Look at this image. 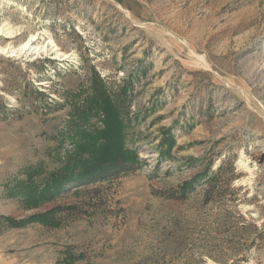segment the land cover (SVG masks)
<instances>
[{
	"label": "rangeland",
	"instance_id": "374dc122",
	"mask_svg": "<svg viewBox=\"0 0 264 264\" xmlns=\"http://www.w3.org/2000/svg\"><path fill=\"white\" fill-rule=\"evenodd\" d=\"M0 33V264H264V0H0ZM31 34L65 55L23 48ZM93 71L139 166L12 194L70 149Z\"/></svg>",
	"mask_w": 264,
	"mask_h": 264
},
{
	"label": "trees",
	"instance_id": "16d2710c",
	"mask_svg": "<svg viewBox=\"0 0 264 264\" xmlns=\"http://www.w3.org/2000/svg\"><path fill=\"white\" fill-rule=\"evenodd\" d=\"M89 83V90L84 92L82 98H75L78 97L76 94L72 95V99L78 100L72 101L71 111L65 123L70 149L63 152L56 150L53 168L38 181L33 178L37 168H30L26 173V179L10 188L12 194L20 195L27 202H38L92 181L129 172L139 166L141 158L136 150L126 143L128 124L121 110L120 99L106 88L95 71L90 75ZM1 89L7 90L5 87ZM36 93L44 95L43 91ZM121 94L125 95V91L123 90ZM0 101L3 109L7 110L6 101L1 93ZM91 118H95L98 124L91 125L89 123ZM167 141L168 138L163 136L159 144L158 151L161 157L164 154L163 145ZM214 179L215 177L210 181ZM189 183L187 180L182 182L181 190L189 188ZM66 209L68 208L58 207L36 216L35 219L52 224L54 212Z\"/></svg>",
	"mask_w": 264,
	"mask_h": 264
},
{
	"label": "bare ground",
	"instance_id": "6f19581e",
	"mask_svg": "<svg viewBox=\"0 0 264 264\" xmlns=\"http://www.w3.org/2000/svg\"><path fill=\"white\" fill-rule=\"evenodd\" d=\"M9 29V28H8ZM3 31V30H2ZM6 31V29H5ZM9 31V30H8ZM13 33V32H12ZM1 34V33H0ZM13 35V34H12ZM11 36V34H10ZM9 37V35H8ZM36 38V35L35 34H31L30 37L28 38V40L23 44V48L25 47H29L33 50L36 49L37 50H41V49H44V51L46 49H49L51 52H53L55 54V56L57 57H61V56H64L65 54L64 53H59L57 50V47H56V44L54 43V41L52 40V38L48 37V40H45L43 42V44L39 45V46H32L31 44V41L34 40ZM1 49V48H0ZM2 50V49H1ZM6 50V49H5ZM15 50V49H14ZM12 51V49H11ZM13 53V51H12ZM12 53H9V55H11Z\"/></svg>",
	"mask_w": 264,
	"mask_h": 264
}]
</instances>
